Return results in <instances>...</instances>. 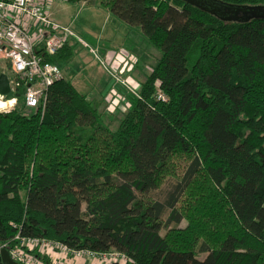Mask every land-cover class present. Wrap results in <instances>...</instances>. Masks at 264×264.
Returning a JSON list of instances; mask_svg holds the SVG:
<instances>
[{
  "label": "trees",
  "instance_id": "obj_1",
  "mask_svg": "<svg viewBox=\"0 0 264 264\" xmlns=\"http://www.w3.org/2000/svg\"><path fill=\"white\" fill-rule=\"evenodd\" d=\"M102 3L161 56L115 131L64 78L44 115L29 109L12 72L19 85L5 101L18 105L0 112V246L20 231L125 253L127 264H264V20L224 22L183 0ZM67 44L37 53L68 61ZM168 181L163 201L143 198Z\"/></svg>",
  "mask_w": 264,
  "mask_h": 264
},
{
  "label": "built area",
  "instance_id": "obj_2",
  "mask_svg": "<svg viewBox=\"0 0 264 264\" xmlns=\"http://www.w3.org/2000/svg\"><path fill=\"white\" fill-rule=\"evenodd\" d=\"M49 2L50 0H0V59L10 63L16 78L27 85L26 106L29 109L41 110L43 115L47 108L50 88L63 78V72L57 63L47 62L37 53V40L43 38L45 53L56 56L68 39L73 37L69 27L61 26L51 19L47 10ZM33 28L37 29V32L32 33ZM80 42L92 50L94 58L116 86L122 87L128 95L141 99L140 84L134 83L132 76L127 75L133 67L128 52L124 55L121 54L123 52L109 53L103 57L83 39ZM128 62L132 65L126 69ZM11 82L13 91L19 84L13 80ZM156 87V98L163 103L167 102L168 97L159 89L158 80ZM111 98L115 101L111 100L109 104L113 111L120 100L125 99L115 90L112 91ZM1 249H7L12 260L19 264H85L87 261L89 264H127L130 261L125 253H98L90 249H73L58 240L23 236L20 231L12 243L0 246Z\"/></svg>",
  "mask_w": 264,
  "mask_h": 264
},
{
  "label": "rangeland",
  "instance_id": "obj_3",
  "mask_svg": "<svg viewBox=\"0 0 264 264\" xmlns=\"http://www.w3.org/2000/svg\"><path fill=\"white\" fill-rule=\"evenodd\" d=\"M54 4L57 3L56 1L53 2ZM61 12L63 13L62 17H56L53 13L48 10V13L51 16V19L65 27H69V29L73 33V42L77 41L79 46H75L73 48L74 56L73 60L69 63L70 68L72 69V74L75 76V83L76 81H80L81 84H77V89L82 90L81 86L84 85L86 81L91 82L93 78L95 81L108 78L109 81V88L107 89L106 86L102 88V90L95 91L94 95H90V99L93 100L97 106L99 113L102 115L103 121L107 124L112 130H117L120 126L122 119H124L125 114L128 112V108L130 105V100L128 98V93L122 87L116 86L113 82L109 74L103 69V67L96 61L93 56L92 50L88 49L82 42H88L94 48L97 53L101 56H106L109 53H121L124 55L125 52H130L129 48L120 47L121 45L118 44L122 42H135L136 44H141L142 51L144 52V56L141 59L143 61L142 66L144 69L143 73L135 72L134 66L132 67L131 71L127 74L128 76H132L134 83L140 84L139 91L141 93V86L145 80V75L152 71L153 66L156 64L157 60L160 58V52L152 47L147 39L142 34L140 27H131L123 23L117 17L112 15L108 8L102 3V0H73L68 2H63ZM61 8V7H60ZM127 27H130L132 30H127ZM34 33V31L32 32ZM76 35V36H74ZM112 37V38H111ZM71 39V38H69ZM68 39V41H69ZM101 39L98 44H93L92 42H96V40ZM115 40H118L115 43ZM90 42V43H89ZM110 42V46L109 45ZM108 44V45H107ZM123 46V45H122ZM144 48V49H143ZM141 49V48H140ZM80 50L78 53L77 51ZM130 50V51H129ZM125 58V57H123ZM129 60V59H128ZM127 61V60H126ZM68 62V61H66ZM138 63H135V66ZM140 65V64H139ZM139 65L137 67H139ZM130 66L129 62L126 65V69ZM0 73H6L9 76L12 74V70L9 69L8 63L4 60L0 59ZM123 75L126 76L125 73ZM91 77V80L89 79ZM10 80H12L10 78ZM142 80V81H141ZM85 81V82H84ZM157 83V82H156ZM115 90L116 93H119L122 97H125L124 100H120L119 104L117 105L116 109L113 113H109L108 106L110 101H114V98H111L112 91ZM96 96V100L93 97ZM131 97V96H130ZM111 98V99H110ZM4 98L3 100H5ZM14 105L9 104L7 108L0 110V112H8L14 109L18 105V100L13 99ZM10 102V101H6ZM115 102V101H114ZM12 107V108H11ZM184 165H180L178 169V179L183 175L184 172ZM174 182L168 181L166 182L160 189L143 196L145 200H161L163 201L166 196L168 195L171 186ZM182 200L180 201L178 207H182ZM85 205H83V209ZM170 211L166 212L164 216V221L167 219ZM187 221H183L181 226L182 228L186 227ZM166 231L163 230L161 235L164 236ZM196 241L200 238L195 236ZM205 255H201L200 259H204Z\"/></svg>",
  "mask_w": 264,
  "mask_h": 264
},
{
  "label": "water",
  "instance_id": "obj_4",
  "mask_svg": "<svg viewBox=\"0 0 264 264\" xmlns=\"http://www.w3.org/2000/svg\"><path fill=\"white\" fill-rule=\"evenodd\" d=\"M186 3L209 12L224 22L248 23L264 20V5H233L222 0H183ZM12 92V82L6 73L0 74V99ZM0 264H19L12 260L7 249L0 250Z\"/></svg>",
  "mask_w": 264,
  "mask_h": 264
},
{
  "label": "crops",
  "instance_id": "obj_5",
  "mask_svg": "<svg viewBox=\"0 0 264 264\" xmlns=\"http://www.w3.org/2000/svg\"><path fill=\"white\" fill-rule=\"evenodd\" d=\"M69 2H70V0H68ZM68 1H65V2H68ZM55 2V1H54ZM57 3H53L51 0H50V2H49V4H48V10H50V12L51 13H53L56 17H62V15H63V13L61 12V10L63 11V5H61V3L63 4V2H59V1H56ZM61 7V8H60ZM127 30H132L130 27H127ZM37 32V29H32V32ZM112 38V37H111ZM73 38H71V39H69V41H68V44H67V50L68 51H66L67 53L69 52V50L70 51H72V53H73V56H74V51H73V48L75 47V46H79V44H78V42L77 41H75V42H73ZM99 41H101L102 42V40L101 39H98V40H96V42L94 41V42H92L93 44H98L99 43ZM118 42V40H115V43H117ZM127 42L128 41H126L125 43L124 42H122V43H119L118 42V44H120L121 46L120 47H124V46H126V48H129L130 50V52H129V55H130V57H131V61H132V63H133V65L132 64H130V62H129V64L130 65H132V66H134V71H133V73H135V72H139V74L140 73H143L144 72V69H143V66H142V63H143V61L141 60L142 58H143V56H144V52L142 51V47H141V44H136L135 42H130V43H128L127 44ZM88 43V42H87ZM90 43V42H89ZM108 45V44H107ZM109 45H110V42H109ZM123 45V46H122ZM110 46H112V45H110ZM141 48V49H140ZM37 49L38 50H41V49H43V38L42 39H39V40H37ZM144 49V48H143ZM80 50H78L77 51V53L79 52ZM141 57V59H139ZM73 60V57H72V59L71 60H68V62H66V60H64V59H59L58 60V65L60 66V68H61V70H62V72H63V78L64 79H66V80H69L73 85H74V87L77 89V84H81V82L80 81H76V83H75V76H73V74H72V69L70 68V65H69V63L71 62ZM135 63H138V64H136V66H135ZM140 64V65H139ZM139 65V67H137ZM131 67V66H130ZM141 75V74H140ZM89 79L91 80V77L89 76ZM109 81L110 80H108V78H106V79H104L103 77H102V79H100V80H96L95 81V78H93V80H91V82H88V81H84L85 83H84V85L83 86H81V88H82V90H78L77 89V91L80 93V94H82V95H84V96H86L87 97V99H88V101H90L91 103H93V104H95L96 106H97V104L93 101V100H91L89 97H90V95H94V94H92V93H94L95 91H97V90H102V88H104V86H106V88L108 89L109 88ZM142 81V80H141ZM142 84V83H141ZM93 99H95L96 100V96L95 97H93ZM109 113H113L114 111L112 110V108H111V105H109L108 106V110H107ZM85 264H89V262L87 261Z\"/></svg>",
  "mask_w": 264,
  "mask_h": 264
},
{
  "label": "bare ground",
  "instance_id": "obj_6",
  "mask_svg": "<svg viewBox=\"0 0 264 264\" xmlns=\"http://www.w3.org/2000/svg\"><path fill=\"white\" fill-rule=\"evenodd\" d=\"M9 104H12V106H13L14 102L13 101L6 102L5 100L0 99V110L7 108Z\"/></svg>",
  "mask_w": 264,
  "mask_h": 264
}]
</instances>
